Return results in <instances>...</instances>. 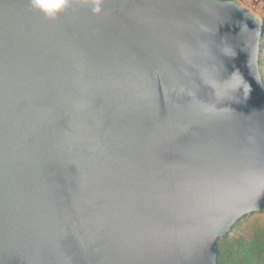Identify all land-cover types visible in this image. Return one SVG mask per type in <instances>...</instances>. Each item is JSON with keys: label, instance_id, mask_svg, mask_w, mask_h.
I'll use <instances>...</instances> for the list:
<instances>
[{"label": "water", "instance_id": "water-1", "mask_svg": "<svg viewBox=\"0 0 264 264\" xmlns=\"http://www.w3.org/2000/svg\"><path fill=\"white\" fill-rule=\"evenodd\" d=\"M99 6L0 0V264H219L264 211L263 20Z\"/></svg>", "mask_w": 264, "mask_h": 264}, {"label": "trees", "instance_id": "trees-1", "mask_svg": "<svg viewBox=\"0 0 264 264\" xmlns=\"http://www.w3.org/2000/svg\"><path fill=\"white\" fill-rule=\"evenodd\" d=\"M264 39V19L263 37ZM262 49V46H261ZM260 68L264 83V62L261 58ZM249 217L246 216L243 219ZM241 220L228 234L220 239L218 244L219 264H264V226L253 227L249 233L240 232Z\"/></svg>", "mask_w": 264, "mask_h": 264}, {"label": "rangeland", "instance_id": "rangeland-1", "mask_svg": "<svg viewBox=\"0 0 264 264\" xmlns=\"http://www.w3.org/2000/svg\"><path fill=\"white\" fill-rule=\"evenodd\" d=\"M246 7L254 11L262 20L264 19V0H239ZM262 51L261 58L264 62V39H262ZM242 225L240 226V232L249 233L252 231L253 227L264 226V211L250 214L249 217L242 219ZM230 234V233H229Z\"/></svg>", "mask_w": 264, "mask_h": 264}, {"label": "clouds", "instance_id": "clouds-1", "mask_svg": "<svg viewBox=\"0 0 264 264\" xmlns=\"http://www.w3.org/2000/svg\"><path fill=\"white\" fill-rule=\"evenodd\" d=\"M99 4L100 0H95L96 12H100ZM33 5L49 17H54L68 6V0H33Z\"/></svg>", "mask_w": 264, "mask_h": 264}]
</instances>
